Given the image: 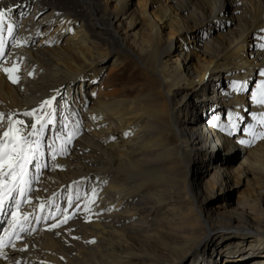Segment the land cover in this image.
Wrapping results in <instances>:
<instances>
[{
	"label": "bare ground",
	"instance_id": "obj_1",
	"mask_svg": "<svg viewBox=\"0 0 264 264\" xmlns=\"http://www.w3.org/2000/svg\"><path fill=\"white\" fill-rule=\"evenodd\" d=\"M110 1L0 0L15 24L0 135L9 115L28 135L36 117L24 113L56 97L47 167L20 209L35 215L0 264H264V139L247 131L264 132L251 98L264 80V0ZM14 66L17 83L3 71ZM10 219L0 215V237Z\"/></svg>",
	"mask_w": 264,
	"mask_h": 264
},
{
	"label": "snow or ice",
	"instance_id": "obj_2",
	"mask_svg": "<svg viewBox=\"0 0 264 264\" xmlns=\"http://www.w3.org/2000/svg\"><path fill=\"white\" fill-rule=\"evenodd\" d=\"M12 8L0 7V65L3 61L4 40L3 35L6 32L8 36H12L14 32L15 24L12 21L11 13ZM264 47V45H261ZM3 71L8 74V78L17 83L19 77L14 75L18 71V66L12 68H3ZM32 75V73H30ZM264 76V71L260 73ZM238 90H243V86H240ZM252 100L259 105H264V80H261L256 86V91L252 93ZM56 97L53 96L42 102L41 110L47 109V112H42L41 115H37L38 110L32 112H26V116H35V123L31 125V131L28 135H24V129L17 127V125H23V121L15 120L12 115L8 116L7 129L0 135V215H10L9 221L11 225V231L5 232L3 237H0V256L6 258V254L3 252L5 247H8L9 242L13 236L19 239V233L28 232L27 226L30 215L35 213H24L21 219L20 209L22 204H30L28 194L33 191L31 185L34 178L38 177L40 170L47 165L44 163V151L42 145L43 130L48 124L54 122V101ZM47 116V119H44ZM5 114L0 113V126H2ZM256 118L255 116L253 117ZM264 123V119L259 121ZM39 125V128L37 127ZM233 127H235L233 125ZM249 135L253 137V140L259 138L264 139V132H254L253 126H249L247 129ZM30 137H34L30 138ZM71 141V136L68 137L66 143ZM253 141L241 140V144H251ZM58 151L64 154L66 149L61 146ZM55 159V156L52 157ZM35 176L30 171V166H33ZM93 202L96 197V192H92ZM71 204V201H69ZM39 208L44 209V203H40ZM39 222L40 217H35ZM71 217L65 216L64 219L56 224L51 225V228L60 226V223H67V220ZM95 241H92L94 243ZM12 247H15L13 244Z\"/></svg>",
	"mask_w": 264,
	"mask_h": 264
},
{
	"label": "rangeland",
	"instance_id": "obj_3",
	"mask_svg": "<svg viewBox=\"0 0 264 264\" xmlns=\"http://www.w3.org/2000/svg\"><path fill=\"white\" fill-rule=\"evenodd\" d=\"M110 1V0H109ZM132 2H134V0H132ZM137 2L138 3H142V1H140V0H137ZM110 5L112 6L113 5V3H112V1H110ZM151 11L153 12V10L151 9ZM175 38H176V40H177V34L175 33ZM108 61V60H107ZM109 65V64H108ZM108 65H106V67L108 66ZM85 82L86 81H80V80H76L75 81V83H74V85H73V89H72V91H73V93L74 92H80L81 91V94L79 93V96L80 95H84L85 94V92H86V90H88L89 89V87L88 86H86V84H85ZM255 82V81H254ZM244 84H246V83H243V85ZM254 84V83H253ZM251 84H248V87H247V90H248V92L250 91V90H252V87L250 86ZM74 86H75V88H74ZM239 114V113H238ZM247 115H249V111H248V107L246 106L245 107V109H244V115H243V121H242V125H245V124H247L248 123V120L246 119V116ZM216 147L218 148V145H216ZM221 150H223V147H221L220 148ZM234 152H232L230 155H228V156H226L227 158H230V160H228V162L231 164L232 162H234V160L238 157V153H236L237 151H238V147L237 148H235V149H232ZM229 151H230V149H229ZM240 185V184H239ZM232 189H228L226 192H225V194H224V196H225V198H223V196L220 194L219 195V198L217 199V201H222L223 203H226V201H228V199L232 196V198H242L245 194H246V192H247V185H241V186H233V187H231ZM220 198H223L222 200H220ZM2 222V221H1ZM0 222V223H1ZM3 223H1L0 224V228L2 227L1 225H2ZM185 264H186V262H185Z\"/></svg>",
	"mask_w": 264,
	"mask_h": 264
}]
</instances>
